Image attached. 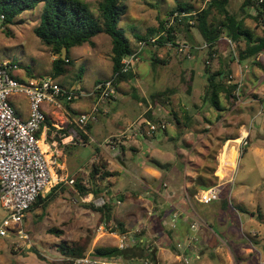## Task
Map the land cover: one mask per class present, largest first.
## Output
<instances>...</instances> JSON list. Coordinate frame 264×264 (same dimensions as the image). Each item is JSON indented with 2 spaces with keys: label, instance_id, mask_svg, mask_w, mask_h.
Listing matches in <instances>:
<instances>
[{
  "label": "rangeland",
  "instance_id": "374dc122",
  "mask_svg": "<svg viewBox=\"0 0 264 264\" xmlns=\"http://www.w3.org/2000/svg\"><path fill=\"white\" fill-rule=\"evenodd\" d=\"M86 1L92 7H95L98 0ZM178 1L190 3L196 11H199L204 5L203 0H122L127 7V11L121 17L119 27L123 28L126 37L135 47L137 41L134 35L143 36L148 33L149 29H156L160 22L168 18L170 10L177 5ZM241 1H229L230 11L237 14L238 17L242 16L239 11ZM41 11L42 5L40 4L34 10L26 11L16 18V21L21 20V22L18 21L7 26H1L0 23V62L11 61L18 64V68L14 72L15 77L21 81L28 80L29 77L26 76V73L32 76L31 80L53 73L52 60L57 55L53 54L51 49L33 33V27L38 24ZM250 12L251 14L255 13L253 9ZM212 17L215 18L213 13H211L209 19L211 20ZM244 24L255 35L261 34L260 26L252 18L246 17ZM190 30V33L176 32V41L186 42L190 45L202 43L201 36L196 28ZM189 35L193 38L194 43L188 41ZM92 41L94 46L84 44L70 50L73 67L67 73L54 77L59 84L81 93H89L93 90V85L97 81L111 77V38L102 33L93 37ZM221 45V52L235 49L234 45L232 49L229 43L224 40L221 41ZM149 47L142 50L138 61L135 63L132 71L133 77L128 81L124 80L118 83L119 89L116 90L119 93L116 94V100L102 105L105 113L100 114L91 127L93 141L85 145H78L68 140L67 146L77 156L73 157L71 154L65 153L66 171L65 169L61 171L57 166L53 167L58 176L61 173L64 174V180L62 182L58 181L60 183L58 189L44 207L32 206L25 213L21 226L18 228L21 227L27 238H20L10 229L7 230L6 236L0 237V264H65L59 248L60 244L72 245V243L88 237L91 239V248L115 244L116 238L112 233L116 232L118 236H121L122 234L125 235L126 231L131 232L127 236L135 238V233H132L130 229L134 228L137 225L134 223L146 214L144 201H142L146 198V195H144L145 190L141 189L144 186L133 176L124 172L115 177L112 183L105 181V179L100 180V177L95 175L92 177L91 163L94 162L95 149L99 145L106 148L107 142L105 143L104 138L107 139L109 135H115L124 130L126 123L129 125L130 134L138 123L143 128L142 121L146 119L145 113L149 106L154 117L160 118L167 125L170 124L166 128V132L162 130L155 131L154 133L157 132L155 138L145 140L140 137L138 140L141 145L135 143L133 150H130L131 145L128 146L125 154L126 157L130 158V161L137 163L143 159L144 162H147L145 155L151 147L153 158L148 161L158 160L162 163L161 167L165 169L183 170L186 164L188 167L186 172H190L191 168L198 170L201 166L205 176H207L205 173H211L214 170V176H219L223 178L222 180L229 178L228 185L221 187L222 194H220L218 201H213L207 205H197L194 202L197 211L203 214V221L200 220L199 226L205 229L202 231V241L199 242L203 246L200 250L201 263L259 264V261L264 260V250L262 251V249L259 251L260 254L255 253L250 257L245 255V245L248 241L245 232H248L249 229L242 223V218L244 219L251 213L264 215V180H261L263 173L262 168H260L259 156L254 149L255 147L264 148V138L260 137V135H264V129L261 127L264 108H262L261 102H256L255 106L250 109L249 114L252 113L255 116L252 120L245 121V128L250 131L251 135L247 137V143L242 144L241 141L238 154L231 151V145L235 146L236 143L230 142L223 148V140L234 132L232 125L235 119L231 121L224 119L221 121L220 126L219 123L214 125L217 122L215 118L211 121L207 118L211 116L210 109H214L202 100L206 79L201 62L206 57L207 50L195 51L190 59H183L162 46ZM152 53L156 55V58L167 60V62L152 64L150 59ZM256 62L261 63L264 69L262 65V62L264 63V53L261 55V62L259 60H256ZM215 64L216 60L214 59L211 61L212 69ZM250 64L255 66L253 63ZM259 72L264 76L263 70H259ZM234 78L233 80L240 79L235 76ZM259 80L260 77L254 78L250 85H245V89L252 88L249 98H259L264 103V79L258 82ZM242 88L243 85L241 91ZM166 89L169 91L168 100L161 96L157 98V102L154 104L150 95ZM135 93L137 96H141L144 101L138 100ZM85 98L88 97L76 98L73 102L77 112L84 107ZM95 98H97L96 95H94ZM21 99L19 96L10 97L11 102ZM220 101L222 104H228L226 100L223 101L222 97H220ZM95 104L98 108L101 106L98 101ZM130 105L137 106V113L136 118H134L135 113H131L133 116L131 122H128L119 114L125 112ZM184 111L191 116L190 121L186 122L184 119ZM107 112L108 114H106ZM222 113L225 115L226 111ZM74 114L66 110L69 121L66 122L64 130L60 132L67 133L70 127L76 131L72 121L78 117V114L76 113L75 116ZM111 118H117L116 125L111 123ZM126 118H128V115ZM175 118L180 120L179 124H175ZM185 125L187 126L185 133L189 132L186 137L187 141L182 140L178 135L180 129H185ZM140 127L139 130H141ZM167 135L174 138L168 140ZM119 138L113 137L109 142L114 143ZM196 141H198V144L191 152L189 162L183 159L180 160L181 156L177 155L176 147L184 151L185 147L190 149ZM249 144L246 154L241 158V154L245 152L243 149ZM68 147L64 149L65 152L69 151ZM106 150L110 152V149L106 148ZM222 153L226 163L220 161ZM58 158H56V162ZM91 158L92 161H90ZM114 158L117 161L121 160L117 154L114 155ZM80 168L83 169L81 176L79 175ZM71 178L74 180L80 178L82 185L88 193L92 194V197L88 199V193L81 194L74 184H69L68 180ZM218 182L217 180L216 183L219 185ZM245 183H247L248 188H245ZM55 185L56 183L53 180L51 186L43 192L42 197L48 194ZM252 186L257 188L253 191L248 190ZM97 188L100 192L96 195L93 189ZM126 193L132 198L123 200V195ZM136 197H139L138 200H136ZM101 198L112 204L115 221L108 224L106 222L99 223L100 215L95 210L99 205H96L95 201L97 202ZM122 200L124 205L129 204V206L125 207L121 203ZM223 201H226V207L219 211V204ZM135 210L137 213H135ZM132 213H135L134 217ZM7 214V210L0 205V224ZM205 215H210L211 218L206 219L204 218ZM120 221L122 222V228L125 230L124 232L120 230L118 224ZM226 228L228 230H225ZM142 231H145L142 232V235L145 236L146 229L143 228ZM211 246L218 248L217 251L210 250L209 247ZM229 248H232L235 253L239 251L238 254L231 255ZM186 258L188 259V256ZM189 259L191 258L189 257ZM189 259L188 264H193L194 259L192 258L191 261Z\"/></svg>",
  "mask_w": 264,
  "mask_h": 264
},
{
  "label": "trees",
  "instance_id": "16d2710c",
  "mask_svg": "<svg viewBox=\"0 0 264 264\" xmlns=\"http://www.w3.org/2000/svg\"><path fill=\"white\" fill-rule=\"evenodd\" d=\"M203 1L204 5L199 11L194 10L190 3L178 1L177 5L170 10L168 18L160 22L156 29H149L148 33L143 36L135 34L134 37L138 42L160 34L158 43L161 44L165 40L176 41V32L184 31L190 33L191 28H196L201 36L202 42L208 45L206 57L201 62L206 79L202 100L204 103H208L210 108H214L213 110L217 112L215 119L218 121L223 117L222 112H227L235 105L237 100L234 94L237 84L231 77L232 70L230 69L229 63L236 60L240 64H246L248 62L256 64L258 63L255 60L257 55L264 53V0H242L239 6L241 17H238L237 14L230 11V0ZM40 4L42 5V11L38 24L33 27V33L42 43L51 49L53 54L57 55L52 60L53 73L51 76L56 77L65 74L73 67L70 58V50L72 48L80 47L84 44L94 46V42L92 41L93 37L103 33L111 38V76L118 73L114 84L115 88H118V83L121 81H128L133 77L134 74L131 71L120 73V61L122 57L134 51L136 48V46L133 47L130 40L126 37L123 28L119 27L120 19L127 11V7L122 0H98L95 7H92L86 0H0V16H3L0 21L1 26H7L18 21L21 22V20L16 21V18L26 11L34 10ZM251 9L255 11L254 14H251ZM211 13L215 15V18L212 17L210 20L209 16ZM246 17L252 18L260 26V35H255L252 30L245 26L244 21ZM170 19L173 20L170 21ZM223 37L231 39L235 48L234 50H229L225 56L220 51V44L223 41ZM188 41L194 43L190 35L188 36ZM148 45L152 47L151 44ZM63 47L66 49V53L65 57L61 58V49ZM150 59L152 64H164L167 62V60L156 58L154 53H152ZM214 59L216 60V64L212 69L211 61ZM168 94L169 91L166 89L164 91H157L150 96L152 102L156 104L157 98L161 96L168 100ZM135 96L140 101H144L136 93ZM220 97L223 98V101L226 100L228 102V106L223 107ZM260 102L262 108H264L262 100ZM145 117L146 119L142 121L144 127H146V121L154 124L163 122L160 118L152 115L150 108L147 109ZM184 119L186 122L191 119V116L186 111H184ZM179 123L180 120L175 118V124ZM72 125L75 127L77 133L85 141H88V136L85 131H89L91 124H88L85 128H81L72 121ZM186 128L187 126L185 125V129H180L178 135L182 136ZM162 131L166 132V128ZM152 163L160 167L159 162L153 161ZM105 164L106 162L102 159L97 163H93L91 176L94 177L93 175H95L96 177H100V180H104L108 176L115 175V173L105 170ZM193 170L195 171L193 177L195 190L188 189L191 198H194L196 189L205 190L217 184V177L213 175L214 170L211 173H205L207 176L203 174L204 171L201 166L198 170ZM59 185L60 183L52 187L45 196L42 197V195H39L28 211L32 206L44 207L47 201L53 197ZM226 185L228 184L226 183L223 186ZM74 186L81 194L88 193L87 189L82 185L80 178L74 180ZM93 191L96 195L100 192L99 188L93 189ZM220 194H222V189ZM220 194L216 200H219ZM223 207H226V201L222 202ZM95 210L100 215L99 223L106 222L108 224L109 222L115 221L113 206L110 202H105ZM118 224L120 225L121 232H124L122 222H118ZM142 232L145 231H141V235L138 236L135 244L125 249H119L116 245H104L91 248V239L89 237L82 238L72 243V245L60 244L59 248L61 255L64 257L63 261L65 264H70L69 258L82 257L89 253L91 249L93 250L91 255L98 257H113L126 261L149 259L155 263V251L146 247V241L144 240Z\"/></svg>",
  "mask_w": 264,
  "mask_h": 264
},
{
  "label": "crops",
  "instance_id": "0c3cea01",
  "mask_svg": "<svg viewBox=\"0 0 264 264\" xmlns=\"http://www.w3.org/2000/svg\"><path fill=\"white\" fill-rule=\"evenodd\" d=\"M220 46H222L220 44ZM222 55H226L227 52L223 51L221 52ZM261 55H257L255 60H259L261 62ZM230 69L232 70L231 77L232 79L234 76L236 78H240L243 81V88L242 93L240 92V101L238 103H235L233 107H231L225 115L221 119H219L217 123L221 126V121L224 119H228L231 121L232 119H235L233 122L232 128L234 129V132L232 135L227 136L224 140V145H228V143L233 142L236 143L235 146L231 145L232 151L238 154V147L240 148L241 141H244L247 143L246 139L247 137H250V131L246 130L245 121L252 120L255 116V114L252 115V113L249 114L251 107L255 106L256 102H259L260 99H253L249 98V94L252 92V88L245 89V85H250L251 81H253L254 78L260 77V81L264 79V76L261 75L259 70H263V67L261 66V63H253L255 66H251V64L248 62L246 64H240L237 61H233L229 63ZM262 65L264 66V63L262 62ZM26 76H28V80L32 78L31 75L26 73ZM235 79V78H234ZM257 82V83H258ZM119 89V88H118ZM119 91L116 90V94ZM116 94L113 99L110 100H102L98 101V103L101 104L99 106V113L97 114V118L100 114H104L105 112L102 109V105L109 104V101L116 100ZM22 99L17 100L16 102H13V105L16 109V113L19 117L22 119H26L28 116V102L25 97L19 96ZM93 97V98H92ZM88 97L84 99V107L80 109L79 112L76 111L75 106H73L74 103L71 104H63V107L61 108H55L48 104H43L42 109L45 113L46 119L41 127V129L38 131V136L41 141H43L44 144H50L52 141H55L58 144V161L55 166L59 167L61 171L67 169V164L65 162L64 156L65 153L71 154V156L76 157L77 154L74 152H71L68 145L69 140V134H71V131L73 130L71 127L67 131V133L60 132L64 130L66 127V122L69 121V117L66 115V110L71 112L72 114H81L83 112H87L92 105H94L97 102V99H94V96ZM139 100V99H138ZM228 106V104L223 103V106ZM150 108V106L148 107ZM136 109L137 106H129L125 112H121L119 115L123 117V119H127L128 122H131L132 116L131 113H135L134 118H136ZM232 111V113H231ZM74 114V116H75ZM108 114V112L106 113ZM154 114V112H153ZM211 116H208L207 118L211 121L217 116V112L210 109ZM128 115V118H126ZM139 116V115H138ZM137 116V117H138ZM211 117V118H210ZM59 119V121H57ZM117 119V118H116ZM114 118H111V123L116 125L117 121ZM76 120V118H75ZM73 119V121L75 122ZM97 120V119H96ZM126 121V120H125ZM70 123V122H69ZM133 123V122H132ZM129 123V124H132ZM121 132L113 135H109L107 139L104 138V141L106 143V148L110 149V152L104 148L103 145H99L95 149L93 159L94 162L91 163H97L100 159L104 160L106 162L105 164V170L109 172L115 173L113 176H108L105 178V181H108L112 183V180L119 176L121 173L130 174V176H133L141 185L144 187H141V189H144L146 198L142 199L143 205L145 207V215L141 216L134 226V228L130 229L132 233H135V239H138L139 234L141 231L146 229V234L144 236V240L146 241V247H149L150 249L155 251V259L156 262L154 264H188L189 257L194 259L193 264H202V255H200V250H202L201 244L199 242L202 241V231L205 230L201 226H199V229L196 231H192L190 229V224L193 221H198L200 223V220L203 221V214L198 212L195 204L199 205H207L198 202L195 199L196 194H198L202 189H196V192L194 193V198H191L188 193V189L191 188L195 190L193 186V177L195 174V171L191 168L190 172H186L188 167L185 164L184 169H168L161 167L162 163H160L159 166L154 165L152 162L148 161L149 159L152 160V149L147 151L145 158L147 162H144L143 159L139 160L137 163H134L130 161L129 157H126L125 150L128 149V146H130V150H133L135 147L133 146L135 143L141 145V142L138 140L140 137L143 139H149V138H155L156 133L152 134H145L144 137H142L139 132V127L141 126L139 123L136 124V127L131 130V134L129 132V125H127ZM170 123H168L169 125ZM167 125V126H168ZM213 125V126H214ZM57 126V127H56ZM93 124L91 123L89 131L87 132V136L89 138H93L91 134V127ZM166 126V128H167ZM261 127L264 129V118L261 123ZM141 128V127H140ZM144 128V129H143ZM141 130H145L146 128L143 127ZM167 131V130H166ZM187 134L189 132L184 133L181 138L184 141H187ZM152 135V136H151ZM248 135V136H247ZM113 137H120L118 140H116L114 143H110V139ZM167 139H173L172 136H166ZM203 137V136H202ZM261 138H264V135H260ZM94 139V138H93ZM109 139V140H108ZM201 139V138H200ZM46 140V141H45ZM108 140V141H107ZM48 141V143H47ZM238 141V142H235ZM65 143V144H63ZM178 143V138H177ZM198 141L194 142L192 147L190 149H187L185 147L184 151L183 149H180L176 147V153L181 158L180 160H184L186 162H189L190 154L195 149V146H197ZM250 146V144L247 147H242L245 150L244 154H241V158L243 155L246 154L247 148ZM68 147V152H65L64 149ZM109 147V148H108ZM256 154L259 156L260 160V168H262V177L261 180H264V148L262 147H255ZM150 151V152H149ZM149 152V153H148ZM117 154L120 156L119 161L114 158V155ZM56 157V158H57ZM186 158V159H185ZM132 160V159H131ZM92 161V158L90 159ZM123 161V162H122ZM185 162V163H186ZM54 166V167H55ZM186 167V168H185ZM79 175L81 176L83 174V169L80 168ZM54 175L61 178V182L64 180L63 176L64 174L61 173L60 176H58L55 170ZM220 173V172H219ZM70 174V173H69ZM221 174V173H220ZM78 175V176H79ZM74 176V175H71ZM223 178H220L217 176V180L219 181V187L221 188L224 184H228L229 178H225V180H222ZM103 181V182H105ZM84 183V181H83ZM221 184V185H220ZM258 184V183H257ZM218 185V184H216ZM214 185V186H216ZM245 188H248L247 183L244 184ZM257 187H251L250 191H253ZM106 190V189H104ZM247 190V189H246ZM131 194V193H130ZM123 200L130 199L131 196H129L127 193L123 195ZM132 198V197H131ZM139 197H136V200H138ZM122 200V204L124 201ZM218 201V200H216ZM221 201V200H220ZM119 202V201H118ZM195 202V204H194ZM117 203V202H116ZM124 205V204H123ZM125 207L129 206V204ZM219 211L222 209V202L219 204ZM135 213L137 211L135 210ZM135 213L133 214V217L135 216ZM114 214V212H113ZM211 215V214H210ZM210 215H205L204 218L210 219ZM173 217H175L173 219ZM117 218V217H116ZM174 220V221H172ZM121 222V221H120ZM128 222V221H127ZM111 223V222H109ZM242 223L246 226L249 231L246 233V239H248L244 253L247 257H250L251 255H255V253L260 254V250H264V215H259L255 213H251L248 216H246L244 219L242 218ZM207 224V223H206ZM207 226L210 227V225L207 224ZM208 228V227H207ZM129 229V228H128ZM225 230H228L227 228ZM131 233L130 231H126L125 234ZM114 235V238H116L115 244H109V245H116L118 241V234L112 233ZM141 240V238H140ZM142 241V240H141ZM235 246V244H234ZM233 246V247H234ZM215 246L209 247V249L217 251ZM261 247V248H260ZM239 251L236 253L238 254ZM241 252V251H240ZM259 252V253H258ZM229 253L231 255L236 254L232 248H229ZM263 254V253H262ZM188 256V259L186 258ZM189 259V261H191ZM182 260L184 261L182 263ZM259 264H264V260L259 261Z\"/></svg>",
  "mask_w": 264,
  "mask_h": 264
},
{
  "label": "built area",
  "instance_id": "2783aa9c",
  "mask_svg": "<svg viewBox=\"0 0 264 264\" xmlns=\"http://www.w3.org/2000/svg\"><path fill=\"white\" fill-rule=\"evenodd\" d=\"M3 16H0V21ZM173 19H170L172 21ZM160 34L149 37L147 40L137 42L134 51L122 57L120 73L133 71L135 63L144 48L151 44L152 47L162 46L171 50L183 59H190L193 52L207 50V43L190 45L186 42L163 41L158 43ZM222 40L234 44L231 39L223 37ZM233 49V47H232ZM18 66L11 61L0 62V205L7 210L8 214L0 224V237L6 236L7 230L19 235L20 238H27L21 230L22 219L39 195H42L54 180L56 184L62 179L54 175L53 167L57 164L56 157L59 153L58 144L52 141L49 145L44 144L38 136V131L43 126L46 116L42 109L43 104L55 108L63 107V104H70L76 98L92 97L96 95L97 101L113 99L116 94L115 80L118 73L106 80L97 81L93 90L89 93H81L59 84L51 75H44L34 80L21 81L15 77V69ZM237 84L234 94L237 97L236 103L240 101L242 80H234ZM11 96H22L28 102V116L22 119L16 113L11 102ZM99 108L92 105L87 112L78 115L75 123L85 128L88 124L94 123L97 119ZM166 122L154 124L146 121V129L139 130V134H152L158 130H164ZM87 134V132L85 131ZM69 141L78 145H85L93 141L88 137L85 141L74 129L69 134ZM246 142L242 141V144ZM74 184V179L68 180ZM106 191V190H104ZM220 194L219 185L212 186L196 194L195 199L203 204H209L216 200ZM88 199L92 197L88 193ZM105 201L101 198L95 201L97 207L102 206ZM175 217H173L174 219ZM174 221V220H172ZM200 223L193 221L190 229L196 231ZM126 235V236H125ZM118 236L117 248L125 249L135 244L136 239L127 234ZM89 253L82 257L69 258L70 264H154L149 259L126 261L118 258H103Z\"/></svg>",
  "mask_w": 264,
  "mask_h": 264
},
{
  "label": "water",
  "instance_id": "95a60500",
  "mask_svg": "<svg viewBox=\"0 0 264 264\" xmlns=\"http://www.w3.org/2000/svg\"><path fill=\"white\" fill-rule=\"evenodd\" d=\"M65 53H66V49L63 47L61 49V58H64L65 57Z\"/></svg>",
  "mask_w": 264,
  "mask_h": 264
},
{
  "label": "bare ground",
  "instance_id": "6f19581e",
  "mask_svg": "<svg viewBox=\"0 0 264 264\" xmlns=\"http://www.w3.org/2000/svg\"><path fill=\"white\" fill-rule=\"evenodd\" d=\"M232 150H233V149H232ZM232 150H231V151H232ZM220 158H221V160H220L221 163H226L225 158H224V156H223V153L221 154ZM222 158H223V159H222ZM228 160H229V159H228ZM222 161H224V162H222Z\"/></svg>",
  "mask_w": 264,
  "mask_h": 264
}]
</instances>
